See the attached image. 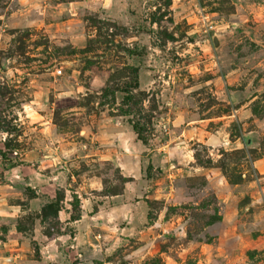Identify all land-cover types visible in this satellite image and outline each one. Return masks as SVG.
<instances>
[{
    "label": "rangeland",
    "instance_id": "1",
    "mask_svg": "<svg viewBox=\"0 0 264 264\" xmlns=\"http://www.w3.org/2000/svg\"><path fill=\"white\" fill-rule=\"evenodd\" d=\"M0 148V264H264V0H0Z\"/></svg>",
    "mask_w": 264,
    "mask_h": 264
},
{
    "label": "trees",
    "instance_id": "2",
    "mask_svg": "<svg viewBox=\"0 0 264 264\" xmlns=\"http://www.w3.org/2000/svg\"><path fill=\"white\" fill-rule=\"evenodd\" d=\"M132 72H133V75H134V84H135V86L134 87H131L130 86V83L132 81V78L130 76L128 78V80L126 79L123 82L124 83L123 84L124 86L122 88H118L116 90V92L121 93V94L124 95V98L121 101V107L126 106L127 103L129 102V99L132 97V95H134V93L137 90H139V69L138 68H132ZM122 116L129 117L130 116L129 111H126ZM129 123H130V125H131V127L133 129V132L137 136L138 140L141 141L142 143H145L146 141L143 140V135H142L143 134V129L139 128L138 127V124L135 123L134 121H129ZM4 132H6V131H4ZM5 148H6L7 151H9V149H10L7 144L5 145ZM6 150L3 151L2 148H0V157H1L3 163H6V162L9 161V158H8L9 153ZM27 189L29 190V188H27ZM30 190H32V189H30ZM60 192H61V189H59V191L57 190V192H56L57 193V197L60 194ZM31 197L34 198L35 197V193ZM61 202H63V199H61V200H59V199L57 200L56 199L55 201L54 200L48 201V203L42 208L41 214L43 213V216H44L45 212H47L49 210V211H53L54 213L51 212V213H53L52 215L55 218H57L58 217V214L62 210V207L60 206ZM43 216H42V219H44ZM45 217H46V214H45ZM80 217H81L80 215L79 216H74V213H72L70 219L73 222V221L79 220ZM70 236L71 237H74V234L71 232L70 233ZM72 264H78V262H74Z\"/></svg>",
    "mask_w": 264,
    "mask_h": 264
},
{
    "label": "built area",
    "instance_id": "3",
    "mask_svg": "<svg viewBox=\"0 0 264 264\" xmlns=\"http://www.w3.org/2000/svg\"><path fill=\"white\" fill-rule=\"evenodd\" d=\"M200 21L203 23L204 26L207 27V30H211L213 27L210 26L208 23H209V16L207 14H203L201 13L200 14ZM57 73L60 75L61 74V71H57Z\"/></svg>",
    "mask_w": 264,
    "mask_h": 264
},
{
    "label": "water",
    "instance_id": "4",
    "mask_svg": "<svg viewBox=\"0 0 264 264\" xmlns=\"http://www.w3.org/2000/svg\"><path fill=\"white\" fill-rule=\"evenodd\" d=\"M213 42H214L215 46L218 45V40L216 38L213 39Z\"/></svg>",
    "mask_w": 264,
    "mask_h": 264
},
{
    "label": "crops",
    "instance_id": "5",
    "mask_svg": "<svg viewBox=\"0 0 264 264\" xmlns=\"http://www.w3.org/2000/svg\"><path fill=\"white\" fill-rule=\"evenodd\" d=\"M132 128V127H131ZM133 130V129H132ZM133 135H135V133L133 132ZM136 136V135H135ZM152 165V164H151ZM37 194V193H36ZM52 197V196H51ZM71 217V215H70ZM75 222H78V221H75ZM71 237V236H70ZM71 238H74V237H71Z\"/></svg>",
    "mask_w": 264,
    "mask_h": 264
}]
</instances>
